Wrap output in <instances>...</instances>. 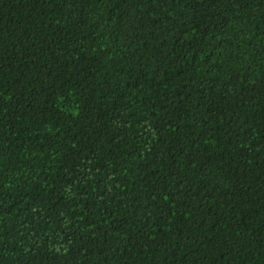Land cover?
<instances>
[{
    "label": "trees",
    "instance_id": "1",
    "mask_svg": "<svg viewBox=\"0 0 264 264\" xmlns=\"http://www.w3.org/2000/svg\"><path fill=\"white\" fill-rule=\"evenodd\" d=\"M0 264H264V0H0Z\"/></svg>",
    "mask_w": 264,
    "mask_h": 264
}]
</instances>
